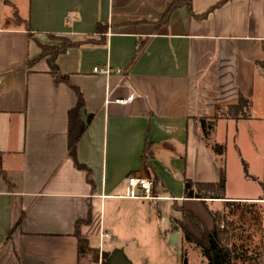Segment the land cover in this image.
<instances>
[{"label":"crops","instance_id":"1","mask_svg":"<svg viewBox=\"0 0 264 264\" xmlns=\"http://www.w3.org/2000/svg\"><path fill=\"white\" fill-rule=\"evenodd\" d=\"M174 1L0 0V264H89L79 219H90L80 226L90 247L122 249L132 264H182L170 235L190 247L185 231L201 240L225 201H259L264 221V196L231 195L227 169L226 199L185 197L186 180H220L199 118L243 96L250 116L219 118L213 140L235 142L248 124L261 147L264 0H181L162 23ZM69 42L52 73L41 45ZM74 87L84 102L74 122L90 117L76 154L93 185L69 154ZM132 175L152 177L159 198L127 196Z\"/></svg>","mask_w":264,"mask_h":264},{"label":"trees","instance_id":"2","mask_svg":"<svg viewBox=\"0 0 264 264\" xmlns=\"http://www.w3.org/2000/svg\"><path fill=\"white\" fill-rule=\"evenodd\" d=\"M225 1L219 2L213 8L220 6ZM185 3V1H184ZM183 4L181 0H175L166 11L161 19V22H166L171 13ZM190 6V2H186ZM30 30V28H28ZM30 36H32L30 34ZM76 45L74 42H69L67 45H62L60 47H48L41 45L42 53L40 58L49 56L48 62L52 73L58 72V67L55 63L56 57L59 53L66 50L69 46ZM74 90L78 97V104L74 110L70 112V124L68 131V148L69 154L73 159L75 165L86 171L88 181L93 185V180L91 177V170L85 164H82L77 159L76 149L79 139L84 133L87 124L90 122V117L88 116V122L77 124L73 119V111H78L84 107L83 97L78 88L74 87ZM250 101L240 96L239 102L236 105L229 106L226 109L218 107V113L213 118H199L198 122L202 132V137L206 143L212 148L215 154L220 155V165L219 173L220 180L215 183H195L191 180L185 181V197L186 198H197V199H226V164H225V152L226 146L224 144H219L213 140V133L216 122L219 118L227 116L233 119H245L250 116ZM222 110H226L227 113H221ZM244 165L247 164L244 162ZM245 169H247L245 167ZM248 175V174H247ZM236 201H225L224 211L215 212L212 214L214 220V226L211 230L204 229L202 239H197L191 236L185 231L184 236L188 242H191L198 246L201 250L202 256L207 260V264H233L232 260L238 256V252L241 250V246L237 244L236 238V222L233 217L241 218L244 213L247 212L246 205L241 206L236 204ZM260 212H262V207ZM232 216V217H231ZM90 219H79L76 221L75 236L79 243L80 255L83 252L88 251L90 253H95L96 250L90 247L88 240L80 232V226L84 223H89ZM110 252H103V257L105 264H109L108 257ZM182 264H189L188 252L187 250H182Z\"/></svg>","mask_w":264,"mask_h":264},{"label":"rangeland","instance_id":"3","mask_svg":"<svg viewBox=\"0 0 264 264\" xmlns=\"http://www.w3.org/2000/svg\"><path fill=\"white\" fill-rule=\"evenodd\" d=\"M52 47V46H51ZM57 47V46H55ZM221 113H227L226 110ZM239 136L236 141L228 139L226 145V169L229 176L230 193L235 196H264V138L261 137L258 142L261 147L255 151L251 148L252 127L246 125L239 126ZM241 155V158L239 157ZM244 161L248 166L244 165ZM245 167L247 169H245ZM247 174L249 178L245 177ZM256 176V177H254ZM236 204L246 205L247 212L243 217H233L236 222L237 244L241 246L233 260V264H264V221L262 204L254 201L239 200ZM179 205V204H178ZM232 217V216H231ZM167 223L162 222L161 227H166ZM198 226V224H196ZM200 229V227H199ZM201 232L200 230H198ZM200 236V235H199ZM183 237V231H182ZM182 249L189 248L190 264H206L207 260L203 258L201 250L195 244L190 247L186 242L178 243ZM177 245H171L172 253L177 257L181 255V249ZM95 253L83 252L82 258L89 264L98 263L103 251L95 249ZM104 258V257H103ZM178 264L175 257L173 263Z\"/></svg>","mask_w":264,"mask_h":264},{"label":"built area","instance_id":"4","mask_svg":"<svg viewBox=\"0 0 264 264\" xmlns=\"http://www.w3.org/2000/svg\"><path fill=\"white\" fill-rule=\"evenodd\" d=\"M103 72L105 74L110 73V69H102L99 70L98 67L94 68V72ZM120 72V69H118ZM134 98V94H130L127 98H119L116 99L118 103H127ZM136 190H139L140 193H136ZM127 196L136 198V199H158L159 197L155 193V181L152 177L148 176H136L132 175L128 178V189H127ZM108 237L109 235H105ZM97 264H105V260L103 256H100V259Z\"/></svg>","mask_w":264,"mask_h":264},{"label":"water","instance_id":"5","mask_svg":"<svg viewBox=\"0 0 264 264\" xmlns=\"http://www.w3.org/2000/svg\"><path fill=\"white\" fill-rule=\"evenodd\" d=\"M178 232H174L170 235V242L173 245L178 244ZM109 264H132L130 260L125 255L122 249L115 248L113 249L108 257Z\"/></svg>","mask_w":264,"mask_h":264}]
</instances>
